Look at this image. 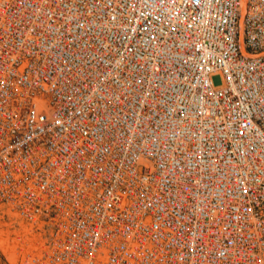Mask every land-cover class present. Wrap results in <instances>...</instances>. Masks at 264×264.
<instances>
[{
	"label": "built area",
	"instance_id": "1",
	"mask_svg": "<svg viewBox=\"0 0 264 264\" xmlns=\"http://www.w3.org/2000/svg\"><path fill=\"white\" fill-rule=\"evenodd\" d=\"M0 208L34 264H264V0H0Z\"/></svg>",
	"mask_w": 264,
	"mask_h": 264
},
{
	"label": "rangeland",
	"instance_id": "2",
	"mask_svg": "<svg viewBox=\"0 0 264 264\" xmlns=\"http://www.w3.org/2000/svg\"><path fill=\"white\" fill-rule=\"evenodd\" d=\"M48 227L31 226L0 208V264H28L47 250Z\"/></svg>",
	"mask_w": 264,
	"mask_h": 264
}]
</instances>
